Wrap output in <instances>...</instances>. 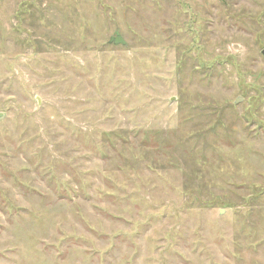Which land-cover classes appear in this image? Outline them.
I'll return each instance as SVG.
<instances>
[{
  "label": "rangeland",
  "instance_id": "rangeland-1",
  "mask_svg": "<svg viewBox=\"0 0 264 264\" xmlns=\"http://www.w3.org/2000/svg\"><path fill=\"white\" fill-rule=\"evenodd\" d=\"M263 50L264 0H0V264H264Z\"/></svg>",
  "mask_w": 264,
  "mask_h": 264
},
{
  "label": "water",
  "instance_id": "water-1",
  "mask_svg": "<svg viewBox=\"0 0 264 264\" xmlns=\"http://www.w3.org/2000/svg\"><path fill=\"white\" fill-rule=\"evenodd\" d=\"M109 43L115 44V45H124L126 46L127 43L123 37H112L109 41ZM262 55L264 56V50L262 51ZM238 102V101H237ZM2 115H0L1 117Z\"/></svg>",
  "mask_w": 264,
  "mask_h": 264
}]
</instances>
